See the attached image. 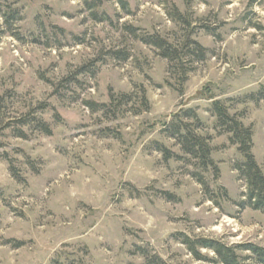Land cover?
I'll return each mask as SVG.
<instances>
[{
	"label": "rangeland",
	"instance_id": "obj_1",
	"mask_svg": "<svg viewBox=\"0 0 264 264\" xmlns=\"http://www.w3.org/2000/svg\"><path fill=\"white\" fill-rule=\"evenodd\" d=\"M215 102L264 174V0H0V264H222L212 240L259 264L264 213L242 205ZM177 117L211 166L172 137Z\"/></svg>",
	"mask_w": 264,
	"mask_h": 264
},
{
	"label": "trees",
	"instance_id": "obj_2",
	"mask_svg": "<svg viewBox=\"0 0 264 264\" xmlns=\"http://www.w3.org/2000/svg\"><path fill=\"white\" fill-rule=\"evenodd\" d=\"M143 41L146 44L157 47L160 50V55L168 59L170 63H174L176 67H182L183 56L185 55L182 53V56L166 40L148 36ZM194 44L195 49L189 50L190 48L188 47L187 53H192L202 60L206 55V49L198 43ZM213 110L218 118V123L230 133L232 143L238 145L239 151L244 156V161L235 166V169L239 173V178L244 180L247 185V194L245 195L247 199L242 205L245 204L254 210L264 213V174L252 154L253 131L251 128L245 127L239 119L232 117L220 102L213 104ZM184 115L190 119H198L193 110H187ZM177 118H175V122L171 125L173 130L172 137L178 141L186 155L198 159L205 167L211 166L213 162L210 158V148L206 141L199 137L180 118ZM200 246L204 249L213 250L222 264H240L234 251L217 241H206L201 243ZM247 250L253 253L257 259V263L264 264L263 248L250 246L249 248L247 247ZM193 251L197 257H200L195 249Z\"/></svg>",
	"mask_w": 264,
	"mask_h": 264
}]
</instances>
